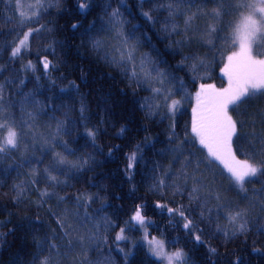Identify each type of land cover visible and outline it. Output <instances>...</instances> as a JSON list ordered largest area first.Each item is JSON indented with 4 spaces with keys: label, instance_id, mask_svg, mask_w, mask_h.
<instances>
[{
    "label": "trees",
    "instance_id": "16d2710c",
    "mask_svg": "<svg viewBox=\"0 0 264 264\" xmlns=\"http://www.w3.org/2000/svg\"><path fill=\"white\" fill-rule=\"evenodd\" d=\"M78 0H46L50 5L41 14L39 24L46 25V29L34 37L30 38V47L27 51L16 58L10 56L11 47L15 46L14 41L22 38L21 26L19 24V11L15 0H0V85L3 86L5 100L11 104L15 102V108L9 109L14 112L16 119H27V112L35 111L36 108L47 103L55 111H48L47 116H39L36 120L38 131L46 135L47 125L55 121L51 117L55 115L60 120H65L71 126L75 121L76 127L72 136H63L68 141V147L75 151V155H67L64 149L57 147L55 151L67 156L68 160L76 161L78 157L84 155L91 157L89 164L78 175L69 179V187L58 188L59 195L75 196L80 193L98 194L96 200L87 211L94 215L97 220L107 216L113 227L101 231L107 236V243L101 244L96 250L95 245H89L87 258L93 264L101 260L103 264H159L141 242L143 233L138 225L130 228L126 225L133 214L137 204L143 205L142 214L145 216L148 233L151 237H158L165 241L167 249L174 251L183 248L189 254L188 264H264V212L260 207L252 206L249 211V219L257 220L253 225L249 224L248 230L226 239L223 235L216 233L214 227H208L200 221V208L191 203L188 195H172V189L154 190L153 175L159 178L163 171L167 169L172 154L167 151L169 145V125L172 118L161 119L160 116L148 117L146 110H142L140 104L144 102V97L149 96L148 92L135 90V85H131L122 72L115 66L103 59L104 53L92 49L91 39H104L110 44L116 43L109 35L107 28L100 31L107 17L105 16L106 6L109 2L113 8L117 7V0H91V10L81 13L77 8ZM123 6L120 11L123 18L131 21V25H136L138 31L136 36L141 40L138 53H148L153 58L167 61L162 67H171L176 71V65L183 59L184 55L193 53L202 57L206 61L205 67H197L195 72L189 68L177 71V75L183 80L184 87L188 93L182 99L180 110L176 113V131L180 138H184L187 132L191 136L192 109L196 106L195 93L199 90L201 83L212 84L216 89L226 85L227 76L221 71L225 57L231 49V39L229 28L218 34H213L212 45L201 43L199 39L193 40L189 44L177 46L174 41H179L184 37V17L170 16L168 5L173 0H119ZM181 9H186L187 5H178ZM209 8L216 5H209ZM152 10L155 23L146 20L142 16L143 11ZM195 9H193L194 11ZM110 11V10H108ZM232 16L223 17V20L231 21ZM175 20L180 30L179 35L165 33L162 31L166 23L171 27V21ZM95 22L96 31L85 35V30ZM202 22V23H201ZM210 18H201L195 22V26L200 30L205 29L210 24ZM213 22V21H212ZM81 25L78 29H73L72 25ZM131 25H126L124 31L127 32ZM36 24H27L28 27H36ZM147 36V40L144 36ZM191 35V33H189ZM179 53V54H177ZM45 56L53 62L54 68L50 67L48 74H44L39 60ZM39 58V59H38ZM31 60L36 66V71L26 70L25 65ZM193 75L196 79L193 80ZM37 77L39 79H37ZM23 82V83H22ZM77 86L71 88L72 84ZM64 89L65 91H61ZM35 94L36 103H22L29 94ZM183 92L178 93L175 98L180 99ZM81 105H84L85 122H81ZM251 109V106H248ZM249 114L251 111L249 110ZM239 119H246L238 116ZM260 123V121H259ZM84 124L88 128H97L96 145L82 134L86 131ZM121 128L125 131L122 135ZM247 133L248 127L241 129ZM249 137H245L239 145L234 144V149L239 146L244 152L249 151ZM138 162L131 170V179L128 178L127 165L129 155L137 149ZM258 147V146H257ZM185 155L191 149L195 153V158L202 159L207 156L206 149H203L198 140L193 138L189 144L184 146ZM163 150V155L161 151ZM111 151V155L109 152ZM23 148L19 152L10 153L12 157L4 158L0 165V264H32L33 255L39 252L37 241L45 236H51V229L55 227L49 208L53 212L62 211V207L71 208L75 211V204L72 201H65L63 206H58L56 198L48 200L44 206H38V194L35 189L20 195V191L14 189V185L28 179L27 173L31 167H43L36 165L19 167L14 171L9 170V165L20 162ZM30 154V153H29ZM37 157L40 152H36ZM240 159L246 157L237 152ZM45 165L51 160V154L44 158ZM155 165H162L156 173H153ZM179 165L176 168L179 169ZM192 171V168H189ZM201 172L206 177V182L211 183L215 173L213 186L219 188L223 185L228 188L229 181L219 161H215L211 170L201 165ZM223 173V175H221ZM199 175V173H197ZM64 179V177H60ZM173 176L172 183L177 181ZM264 181V177L259 178ZM189 181V186H191ZM41 184L38 187L43 188ZM249 189V200H243L244 193L231 189L224 192L225 197L233 205L239 204L250 206L253 199L264 198V193L260 197L251 191L253 188H260L261 183L253 181L247 184ZM167 204L168 207L176 208L183 204L190 206L192 211L185 214L189 219L195 221L197 228H202V233H189L182 228L184 223L178 215L170 216L166 209H158L156 203ZM105 205L103 212H96L101 204ZM214 204L215 201H212ZM83 211V210H81ZM40 217L41 224H29V220ZM220 223H226L222 217ZM135 225V222H132ZM120 227H125L126 240L115 241L114 237L119 232ZM11 230V231H10ZM193 234H200L203 243L193 241ZM143 241V239H142ZM176 243L173 244L172 242ZM144 242V241H143ZM66 243V241H57ZM122 249V251H121ZM210 249H215V253ZM65 255L60 256L52 253V264H80L83 253L77 246L69 251L63 248ZM41 259L49 255L45 250L40 253ZM39 264V261H37Z\"/></svg>",
    "mask_w": 264,
    "mask_h": 264
},
{
    "label": "snow or ice",
    "instance_id": "6c2138e0",
    "mask_svg": "<svg viewBox=\"0 0 264 264\" xmlns=\"http://www.w3.org/2000/svg\"><path fill=\"white\" fill-rule=\"evenodd\" d=\"M187 5L186 9H181L178 5ZM117 7L113 8L109 2L106 6L105 16L107 17L100 31L107 28L109 35L115 33L112 37L116 41L110 44L104 39H91V46L94 51L103 52V59L111 65H115L127 78L131 85H135V90L148 92L150 95L144 97V102L140 104L142 110H146L148 117L160 116L161 119L172 118V123L169 125V147L167 151L172 154L171 161L158 178L153 175L154 190L172 189V195L183 196L188 195L191 203H195L199 208L200 221L208 227H214L216 233L223 235L226 239L234 237L239 233L248 230L249 224L255 225L257 220L249 219V211L252 206H259L264 212V198L252 200L250 206L233 205L224 195L225 191L236 189L238 194L244 193L243 200H249V189L247 184L254 180L261 183L260 188H253L251 191L260 197L264 193V181H260V177H264V161L256 162V157L264 153V128L260 131L256 129V115L264 116V110H259L256 114H248L247 107L240 113L246 119H234L231 111H235L240 105L248 106V102L254 98L264 96V58H257L253 55V45L261 46L264 43V0H173L172 4L168 5L170 16L174 13L176 16L184 17V37L174 43L179 45L189 44L193 40L199 39L201 43L208 45L213 44L211 37L213 34H218L232 29L229 37L232 40L233 47L238 46V50L232 51L226 58V63L221 70L228 77V86L222 89H216L212 84L201 83L199 90L195 93L196 106L192 109L191 120V136L189 133H184V138L181 139L176 131L175 116L180 110L182 99L188 96L184 87L183 80L177 75V71H182L189 68L193 72L197 67H205L206 61L193 53L183 56V59L176 65V71L171 67H162L167 61L159 58H153L148 53L137 55L138 49L141 46V40L136 36L138 28L136 25H131L130 20L123 18V13L120 8L123 6L117 0ZM209 5L216 7L209 8ZM46 0H36L34 4L28 5L30 12H19V24L21 26L22 38L18 37L14 41L15 46L11 47L10 56L16 58L22 54V51H27L30 47V38L44 31L46 25L39 24L41 14L49 7ZM17 8L21 5L17 2ZM77 8L81 13H86L91 10V0H78ZM193 9H195L193 11ZM241 9L245 11H241ZM110 10V11H108ZM142 16L155 23L152 16V10L143 11ZM238 14L235 21H224L223 17ZM201 18H210L213 23L207 24L205 29L200 30L194 27L197 20ZM36 24V27H28L23 30V26L27 24ZM126 25H131L127 32L124 31ZM81 25L73 24L72 28L78 29ZM96 31L95 22H93L85 30V35L89 32ZM165 33L179 35L180 30L176 25L175 20L171 21V27L166 23L162 29ZM191 33V35H189ZM147 40V36H144ZM260 42V43H258ZM179 54V53H177ZM39 59V58H38ZM39 63L47 75L50 67L55 65L47 56L39 60ZM26 70L36 71V66L31 60L24 66ZM2 71V70H0ZM37 79H39L37 77ZM196 76L193 75V80ZM23 83V82H22ZM71 88L76 89L77 86L73 83ZM61 91H65L61 89ZM183 92L184 95L177 99L178 93ZM35 94H29L25 97L22 103H36ZM15 108V102L9 104L5 100L3 86L0 85V165L4 158L12 157L10 153L19 152L23 148L20 162L9 165V170L14 171L19 167L36 165H44L43 167H31L26 174L28 179L14 185V189L20 191V195L31 189H35L38 194V206H44L48 200L56 198L58 206H63L65 201H72L75 204V211L68 207H62V211L53 212L49 208V214L52 216L55 227L51 229V236H45L40 241H37L39 252L33 255L32 264H52V253L63 256L65 253L63 248L71 251L75 247H79L83 253V259L80 264H93L87 258V250L89 245H95L93 250L100 247L101 244L107 243V236L101 231L102 228L107 229L113 227V222L103 216L99 220L87 209L98 200V194L80 193L75 196L59 195L56 191L58 188L69 187V179L78 175L89 164L91 157L81 155L76 161L67 159V156L61 152L55 151L57 147L64 149L67 155H75V151L68 147V141L62 137L72 136L73 130L76 127L75 121L71 122V126L65 120L58 119L55 115L51 117L55 121L54 125H47L46 135L38 131L36 125L37 117L47 116L48 111L55 109L47 103L36 108L35 111L27 112V119H16L14 112L9 109ZM85 107L81 105V122H85L87 117L84 115ZM264 125V119L260 120ZM86 131L82 134L87 137L93 147H97L95 141L97 128H88L84 124ZM248 127L249 132L244 133L241 129ZM125 131L121 128L118 135H122ZM249 137V151L244 152L239 146L235 149L234 144L239 145L240 142ZM195 138L199 145L206 149L207 156L198 159L195 158V153L188 150L185 155L184 146L189 144ZM258 146V147H257ZM139 146L133 151L129 157L127 165L128 178L131 179V170L134 168L137 160V152ZM36 152H40L37 157ZM237 152L247 157L240 159ZM30 153V154H29ZM51 154V160L45 165L44 158ZM163 150L161 155H163ZM111 155V151L109 152ZM215 161H219L224 171L227 173L229 181L228 188L223 185L219 188L214 187L215 173L212 177V182H206V177L201 172V165L206 169L211 170V166ZM179 165V169L176 168ZM162 165H155L153 173L157 172ZM192 171H189V168ZM2 170V169H0ZM199 173V175H197ZM223 175V173H221ZM64 179H60V177ZM178 179L172 183V177ZM191 181V186H189ZM45 185L43 188L39 185ZM31 186V189L29 188ZM212 201H215L213 204ZM143 205L137 204L133 210V214L126 225L130 228L136 225L144 226L149 221H146L142 214ZM158 209H166L170 216L178 215L184 221L182 228L189 233H202L204 229L197 228L195 221L189 219L185 214L192 211L190 206L183 204L176 208L168 207L167 204L157 202L155 205ZM105 205L102 203L96 212H103ZM83 210V211H81ZM222 217L226 223H220L219 218ZM135 222V225L132 224ZM40 217L35 220H29V224H41ZM261 230H264L262 226ZM11 231V230H10ZM115 241L126 240L125 227H120L119 232L114 237ZM57 241H66V243H57ZM193 241L203 243L200 234H193ZM173 244L176 242L173 241ZM151 255L156 258L159 264H188L190 256L183 248H177L174 251H168L165 247V241L152 237L149 241ZM45 250L49 255L41 259L40 253ZM122 251V249H121ZM215 253V249H210ZM95 264H103L101 260H97Z\"/></svg>",
    "mask_w": 264,
    "mask_h": 264
},
{
    "label": "rangeland",
    "instance_id": "374dc122",
    "mask_svg": "<svg viewBox=\"0 0 264 264\" xmlns=\"http://www.w3.org/2000/svg\"><path fill=\"white\" fill-rule=\"evenodd\" d=\"M15 1H16V4H17V2H19V4L21 5V7L18 8L19 12L20 11L30 12L31 9L28 7V5L34 4L36 2V0H15ZM249 2H255V0H249ZM241 11H245V10L241 9ZM237 15L238 14H235L233 16V18L231 19V21H235L237 19ZM210 23H213V22L211 21ZM194 26H195V24H194ZM231 32H232V29L229 28V34H231ZM258 43H260V42H258ZM236 50H238V46L237 47H233L232 40H231V49H230V52H229L228 55H230L232 51H236ZM253 55L256 56L258 59L259 58H264V43H261V46H259V47L257 45H255V44L253 45ZM227 56L225 57L224 64L226 63ZM224 64H223V67H224ZM226 80H227L226 81V85L223 88H226L228 86V77L226 78ZM218 89H222V88H218ZM195 101H196V97H195ZM248 106H251L252 108L249 109ZM248 106L240 105L239 107H237L235 109V111H231V114L233 115V118L234 119H239L238 116H241L240 113L242 112V110L245 107H247V113L249 114V110H250L252 115L256 114L259 110H264V96L258 97V98H254L253 100L249 101L248 102ZM261 119H264V116L256 115V120H257L256 129H257V131H260L262 128H264V125L259 123V121ZM248 131H250L249 128H248ZM260 161H264V153H262L261 155L256 157V162L259 163ZM138 227L143 233L142 239H143L144 242L142 241V239H141V242L146 246V248L150 252L149 241L152 239V237L148 233L147 225L146 224L144 226H139L138 225ZM156 238L157 239H161V238H158V237H156ZM165 247H166V243H165ZM166 250L170 251L169 249H167V247H166Z\"/></svg>",
    "mask_w": 264,
    "mask_h": 264
}]
</instances>
